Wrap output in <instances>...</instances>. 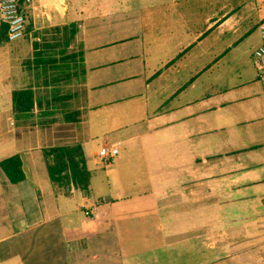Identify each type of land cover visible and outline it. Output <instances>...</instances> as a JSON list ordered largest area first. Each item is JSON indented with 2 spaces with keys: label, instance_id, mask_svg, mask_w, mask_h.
<instances>
[{
  "label": "crops",
  "instance_id": "obj_1",
  "mask_svg": "<svg viewBox=\"0 0 264 264\" xmlns=\"http://www.w3.org/2000/svg\"><path fill=\"white\" fill-rule=\"evenodd\" d=\"M25 12L27 37L30 24H78L86 106L58 125L70 130L21 126L12 94L38 41L1 44L0 163L19 155L26 179L0 166V264L226 261L200 230L213 196L236 225L264 219V0H33ZM75 145L109 196L53 183L45 151ZM105 147L119 148L111 162ZM184 210L204 219L180 236L169 216Z\"/></svg>",
  "mask_w": 264,
  "mask_h": 264
},
{
  "label": "rangeland",
  "instance_id": "obj_2",
  "mask_svg": "<svg viewBox=\"0 0 264 264\" xmlns=\"http://www.w3.org/2000/svg\"><path fill=\"white\" fill-rule=\"evenodd\" d=\"M29 31L31 36L29 35L22 39L25 40L26 44L29 41H38L44 45L46 44L44 39H47L46 42L49 44L58 45L61 43V45H56L55 47V56L58 63L47 67V75H45L44 67H39L34 61V55L26 56L19 61L20 65L27 71L26 76L30 78L23 82L21 87L27 88L32 86L36 92L38 103L42 104V108L41 106L36 108L32 118L22 120L20 125L23 127L48 125L54 126L53 128H60L61 130H70V125H65L62 128L58 126L60 123L65 122L64 113L68 109L61 102L55 104L52 95L56 91L59 97L66 98L62 102L68 104L72 112H79L76 114L78 120L83 116L86 106V87L81 72V36L78 34L76 39L66 47L62 38L63 33L58 32L55 29V25H48L40 29L30 24ZM18 42H13L16 43L13 44V47L15 49L23 48V45ZM4 43L12 42L6 41ZM42 51L47 52L45 49H42ZM73 54H76L74 59L70 57ZM62 58H66L67 60H63ZM47 82L50 84H45ZM48 101L53 106L49 105ZM105 167L108 171L114 168L110 163H106ZM92 181L93 197L97 198L102 195L109 196L112 193L107 184L105 186L104 177L100 173H94L93 175L92 172ZM218 202L219 200L213 196L212 203L213 205L215 203L217 204L215 205L216 207H213V213L210 219L211 223L209 224V220L205 218L203 222H206V224L200 230L211 229L212 242L218 246L221 245L222 248L223 245L226 246L224 249L226 251H222L224 252L223 255L226 254L224 258L226 261H221L219 264H264V219L260 220L257 224L248 223V220H245L243 224L236 225L234 222H230L232 215L230 216L228 213L225 216L224 213H221L218 208ZM223 211L226 210L224 209ZM172 216H174L173 220H171L172 222L174 221L173 227H179L181 230L179 231L180 236L187 235V228L189 226L197 227L200 224L202 225L203 222L201 223V220L199 221L198 219H204L203 215L194 214L188 210L170 215L169 217Z\"/></svg>",
  "mask_w": 264,
  "mask_h": 264
},
{
  "label": "trees",
  "instance_id": "obj_3",
  "mask_svg": "<svg viewBox=\"0 0 264 264\" xmlns=\"http://www.w3.org/2000/svg\"><path fill=\"white\" fill-rule=\"evenodd\" d=\"M55 29L58 32L63 33L62 38L66 47H68L71 42L76 39V36L80 31V28L76 23H72L68 26L56 27ZM6 41H9L8 25L2 23V26L0 27V46ZM44 41L46 43L44 45L41 44V42H34L33 47L36 51L34 61L39 67H44L45 75H47V67L58 63L55 56V47L57 44H49L46 42L47 39H44ZM58 45H61V43ZM42 49H45L47 52L42 51ZM82 54L83 53H81V60ZM70 57L74 59L76 54H73ZM62 59L67 60L66 58ZM81 72L85 75L83 62ZM52 99L55 104L61 102L62 105L66 106L68 109L64 113L65 122L74 123L78 121L76 114L79 112H72V110L69 109L68 104H64V102H62V100H65L66 98L59 97L55 91L52 95ZM12 100L15 118L19 122L32 118V115L37 107L41 106L42 108V104L38 103L39 101L36 96V92L32 86L15 90L12 94ZM48 103L53 106V104L49 101ZM45 156L48 159V170L53 183L67 185L73 184L77 189L83 191H88L90 189L92 173L88 168L86 155L81 145L56 146L46 150ZM0 166L9 178L10 182L13 184H19L26 179L23 171V163L19 155L3 160L0 163Z\"/></svg>",
  "mask_w": 264,
  "mask_h": 264
},
{
  "label": "built area",
  "instance_id": "obj_4",
  "mask_svg": "<svg viewBox=\"0 0 264 264\" xmlns=\"http://www.w3.org/2000/svg\"><path fill=\"white\" fill-rule=\"evenodd\" d=\"M33 0H0V19L8 25L9 42H16L26 37L28 31V18L25 8ZM261 45L255 50L254 56L257 67L264 71V23L260 25ZM101 156L108 161L114 160L119 154L118 147H105L100 152ZM90 213L87 212V215Z\"/></svg>",
  "mask_w": 264,
  "mask_h": 264
}]
</instances>
